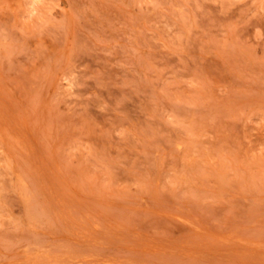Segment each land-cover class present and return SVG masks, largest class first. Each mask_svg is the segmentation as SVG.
<instances>
[{
	"label": "rangeland",
	"instance_id": "1",
	"mask_svg": "<svg viewBox=\"0 0 264 264\" xmlns=\"http://www.w3.org/2000/svg\"><path fill=\"white\" fill-rule=\"evenodd\" d=\"M0 264H264V0H0Z\"/></svg>",
	"mask_w": 264,
	"mask_h": 264
}]
</instances>
